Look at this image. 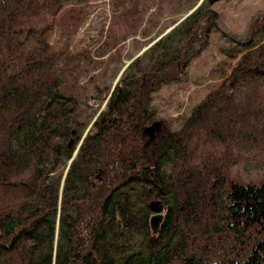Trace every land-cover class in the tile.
Segmentation results:
<instances>
[{"label":"trees","instance_id":"1","mask_svg":"<svg viewBox=\"0 0 264 264\" xmlns=\"http://www.w3.org/2000/svg\"><path fill=\"white\" fill-rule=\"evenodd\" d=\"M92 1L0 0V264H264V12L238 38L203 0L101 86L143 25L146 0H116L89 92L71 46ZM214 33L219 81L173 129L152 95Z\"/></svg>","mask_w":264,"mask_h":264},{"label":"rangeland","instance_id":"2","mask_svg":"<svg viewBox=\"0 0 264 264\" xmlns=\"http://www.w3.org/2000/svg\"><path fill=\"white\" fill-rule=\"evenodd\" d=\"M200 0L193 11L201 4ZM116 0H94L90 3L85 14V21L72 41L71 53L82 61L86 56H96L94 51L103 43L104 30L109 24ZM175 1L170 5L163 0H146L140 11L142 28L135 40L144 44V34L146 38H158L168 29L172 28L173 22L178 23L188 13H183L182 5ZM207 7L214 13V18L222 32L243 38L249 31L250 21L260 12H264V0H208ZM173 9H176L175 11ZM178 11V12H177ZM177 12V13H175ZM162 32V34H160ZM170 32V31H169ZM58 39L57 34L54 39ZM156 38L154 41H156ZM134 39H129L121 47V71L114 76L113 72L117 64H113L107 69L106 76L99 78V84L114 85L120 73L123 72L131 62L140 56L143 47L138 52ZM225 44L220 34H213L209 37V42L202 54L194 59L185 70L178 81L162 87L157 93L152 95L151 106L155 109L159 119L167 122L174 129L178 126L177 119L187 116L191 108L200 102L206 93L219 81V74L216 72L218 63L222 60L218 48ZM150 48V47H149ZM88 72L81 77L83 85L89 92L94 89L91 77L99 76L104 69V65L96 64L87 60ZM83 61L81 62L84 67ZM98 79V77H97ZM89 104L94 110L98 109V104L90 100ZM161 131V122L149 129L150 138H155Z\"/></svg>","mask_w":264,"mask_h":264},{"label":"water","instance_id":"3","mask_svg":"<svg viewBox=\"0 0 264 264\" xmlns=\"http://www.w3.org/2000/svg\"><path fill=\"white\" fill-rule=\"evenodd\" d=\"M193 12V10L191 12H189L186 16H184L178 23H176L172 28L168 29L162 36H160L156 41H154L152 44H150V46H148L146 49H143L141 54L144 53L147 49H149V47H151L153 44H155L157 41H159L164 35H166L169 31H171L174 27H176L179 23H181L187 16H189L191 13ZM140 54V55H141ZM125 70V69H124ZM123 70V71H124ZM122 73H120L121 75ZM119 75V77H120ZM119 77L117 78L116 81H118ZM153 209L156 211L157 209L153 207ZM162 220V216L160 215H154L151 220H150V226H151V230L153 235H156L159 231V225L160 222Z\"/></svg>","mask_w":264,"mask_h":264}]
</instances>
